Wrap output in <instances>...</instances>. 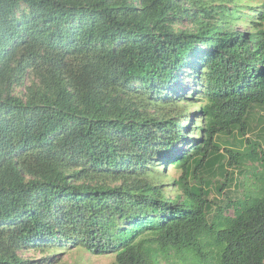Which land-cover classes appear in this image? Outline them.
<instances>
[{"label": "trees", "instance_id": "obj_1", "mask_svg": "<svg viewBox=\"0 0 264 264\" xmlns=\"http://www.w3.org/2000/svg\"><path fill=\"white\" fill-rule=\"evenodd\" d=\"M244 6L0 0V264H24L20 251L39 243L161 264L202 256L204 237L220 264H264V185L209 221L211 189L259 158L256 147L227 158L218 141L246 136L264 109V9L245 29ZM182 66L198 101L187 133L191 91L168 88ZM23 73L26 100L12 92ZM167 165L181 170L170 184Z\"/></svg>", "mask_w": 264, "mask_h": 264}, {"label": "rangeland", "instance_id": "obj_2", "mask_svg": "<svg viewBox=\"0 0 264 264\" xmlns=\"http://www.w3.org/2000/svg\"><path fill=\"white\" fill-rule=\"evenodd\" d=\"M241 1L245 5L242 11L246 14L242 17L239 26L242 27L244 25L243 27L245 29H250L252 26L249 23L250 20L259 21L256 12L252 11L251 8L264 9V0ZM194 74V71L190 70L188 66H182L176 71L178 79L176 81L173 80L172 84L168 86L170 97H178L182 90H185V93L191 91V99L182 102L183 111L187 114V118L184 117L183 119L185 125L181 128V131L184 133L189 131L188 127L190 126L186 125L187 122L185 120L194 116L196 108L198 107V101L195 99L197 88L192 85ZM31 81V75L27 73L21 74L18 82L14 83L13 94L26 100V88L32 83ZM249 127L244 137L235 133V135H221L218 140L222 147L221 151L227 158L228 155L224 149L233 148L245 153L253 147H256L259 158H248L239 162L237 165L234 163L229 167V171L233 173L232 180L227 182L223 191L218 192L214 187L211 189L209 198L213 202V211L209 214V221L216 216L218 209L222 212L223 216H233L235 207L230 203L237 204L250 190L255 192L264 185V109H257L251 114ZM192 137H196L194 133H192ZM181 141H178L174 147H180ZM161 171L165 173V182L169 184L171 183V179H176L181 174V170L173 165H167ZM217 179L221 181L223 177L218 176ZM206 238L204 237L205 243L201 249L202 256L193 257L190 252H185L181 257L180 255H172L168 258H162L160 259L161 264H220V253L218 255V249L210 246L209 243L206 244ZM39 245L41 243L27 246L20 251L19 255L23 259L24 264H115L113 255L92 254L73 243H69L64 247H55L52 245L49 248H44L45 250H42V246Z\"/></svg>", "mask_w": 264, "mask_h": 264}]
</instances>
